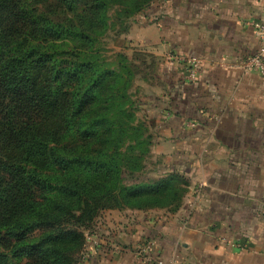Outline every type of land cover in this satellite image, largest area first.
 <instances>
[{
  "label": "trees",
  "instance_id": "obj_1",
  "mask_svg": "<svg viewBox=\"0 0 264 264\" xmlns=\"http://www.w3.org/2000/svg\"><path fill=\"white\" fill-rule=\"evenodd\" d=\"M156 1L0 0V264H80L103 212L183 206L179 170L141 179L138 66L102 46L112 7L127 20Z\"/></svg>",
  "mask_w": 264,
  "mask_h": 264
},
{
  "label": "crops",
  "instance_id": "obj_2",
  "mask_svg": "<svg viewBox=\"0 0 264 264\" xmlns=\"http://www.w3.org/2000/svg\"><path fill=\"white\" fill-rule=\"evenodd\" d=\"M263 9L264 0H158L134 18L130 43L155 63L139 110L190 185L177 212L105 211L119 217H105L80 264H264V76L242 67L258 51ZM183 56L202 60L196 79Z\"/></svg>",
  "mask_w": 264,
  "mask_h": 264
},
{
  "label": "rangeland",
  "instance_id": "obj_3",
  "mask_svg": "<svg viewBox=\"0 0 264 264\" xmlns=\"http://www.w3.org/2000/svg\"><path fill=\"white\" fill-rule=\"evenodd\" d=\"M120 9L121 8L119 6H114L109 12L111 27L108 30V33H106L102 38V46H104L103 53L114 67H119L121 60H125V63L129 67H132L133 64L138 66L135 70L136 76L134 78V85L132 88V94L134 95V98L138 100L142 96L141 90L145 89L147 84L155 83L152 78V74L155 72V63L153 58L149 56L150 54L143 52L140 47H136L130 43L129 33H131L132 22L135 20L134 18L137 15L127 20L125 18L121 19ZM121 55H123L125 59H122ZM137 116L141 121L146 123L148 132L153 135L152 129L147 123L144 111L139 110L137 112ZM152 142V152L147 160L146 174L141 176V179L150 177L157 178L159 174L166 171V169L174 167V160L164 156L165 153L162 154L159 152L154 140ZM104 214L105 212L101 214L99 220L96 222V228L90 231L87 235V245L89 247L92 245L95 235L98 234V226L99 238H101V230L104 226H106L105 217L112 219L113 217H119L118 215H113V213L109 215ZM103 220L105 222H103Z\"/></svg>",
  "mask_w": 264,
  "mask_h": 264
},
{
  "label": "built area",
  "instance_id": "obj_4",
  "mask_svg": "<svg viewBox=\"0 0 264 264\" xmlns=\"http://www.w3.org/2000/svg\"><path fill=\"white\" fill-rule=\"evenodd\" d=\"M255 34L260 40V45L258 51L249 56L246 60L243 61L242 67L245 72L248 71H256L261 76H264V9H263V17L261 20L255 22L254 24ZM183 63L186 64L188 69V77L192 80L196 79L198 76L199 67L202 63V60L198 57L194 56H183L178 57ZM154 244H148L145 250L152 251ZM89 254V246H86L84 252V258H87ZM157 264H166L165 260L162 258H156Z\"/></svg>",
  "mask_w": 264,
  "mask_h": 264
}]
</instances>
